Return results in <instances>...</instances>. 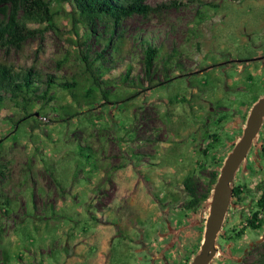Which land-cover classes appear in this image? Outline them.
I'll list each match as a JSON object with an SVG mask.
<instances>
[{
  "label": "rangeland",
  "instance_id": "374dc122",
  "mask_svg": "<svg viewBox=\"0 0 264 264\" xmlns=\"http://www.w3.org/2000/svg\"><path fill=\"white\" fill-rule=\"evenodd\" d=\"M146 2L163 5L160 15L126 18L101 60L93 61L103 48L100 38L109 36L102 24L82 48L109 82L102 86L107 104L95 90L93 110L58 122L77 106L55 84L46 100L31 103V117L12 134L20 111L10 102L3 107L0 264H152L145 246L165 249L168 264H190L200 254L209 202L196 211L183 209V183L191 177L200 188L212 172L220 173L242 136L248 109L264 97V0ZM53 9L59 11L56 29L31 26L40 29L35 38L19 50L0 51V62L32 68L44 81L76 82L73 93L82 103L89 74L70 9L57 3ZM147 45L157 50L148 74ZM164 75L170 80L162 83ZM44 90L41 84L38 93ZM261 132L263 147L252 146L235 174L232 186H242L243 194L230 204L212 264H264V211L259 229L233 236L264 192V121ZM3 202L9 214H3ZM158 206L178 229L176 250L163 246L167 240L160 234L168 228ZM229 236L234 238L227 241Z\"/></svg>",
  "mask_w": 264,
  "mask_h": 264
},
{
  "label": "trees",
  "instance_id": "16d2710c",
  "mask_svg": "<svg viewBox=\"0 0 264 264\" xmlns=\"http://www.w3.org/2000/svg\"><path fill=\"white\" fill-rule=\"evenodd\" d=\"M67 4L70 11L67 13L73 35L76 37V46L81 49V59L84 64L85 70L88 72L89 77L87 80V87L84 89L83 102L81 103L73 93L77 88L76 82H59L55 83L53 76H47L44 81L42 75L32 68L17 70L13 66L0 62V113L3 107L10 102L20 111V117L13 122L14 128L10 133L12 134L15 128L22 122H25L31 117L28 108L34 100H46L47 92L53 85H57L64 91L69 92L75 105V110H67L61 116L58 122H66L70 119L85 113L84 108L93 110L92 106L95 103L92 93L97 90L102 100V106L108 103V91L103 89V85L109 82L102 79V73L93 70L92 61L88 62L87 53L83 54L82 48L87 47V41L95 35L96 24H102L103 29L109 32L107 38H100L99 42L103 44L101 52L96 56L93 61L98 62L103 58L102 54L109 48L114 46V36L122 22L133 15H139L143 18L158 17L162 12L163 5L152 6L146 0H0V51H8L10 48L21 49L27 40L35 38L40 32V29H33V25H45L47 27L56 29L54 22L55 16L59 11L53 9V4ZM200 11L199 18L204 16ZM204 21V19L200 20ZM80 27L83 33L79 34ZM121 37L118 35L117 39ZM86 48V49H87ZM143 65L146 69V74L149 73L152 67L153 60L157 54V50L151 45H147L143 49ZM212 66V65H211ZM209 66V67H211ZM208 67V68H209ZM130 69L126 71L125 79L129 78ZM169 76L164 75V80H170ZM159 83V84H162ZM41 84L45 85V90L39 94ZM130 83L127 82L126 85ZM152 83H148V88H152ZM156 86V85H155ZM52 97H48L51 99ZM37 124V120L33 119ZM212 138L216 139V136ZM219 176L218 171L210 174L209 182L206 186L198 188L197 184L191 177H187L183 183V189L186 194L187 201L183 203V209L187 211H196L198 207H205L211 199L213 189L217 183ZM201 189V191H200ZM243 194L242 186H232V197L230 204L238 200L240 195ZM179 199H175L174 203ZM3 214L10 213L9 203L3 202L1 204ZM256 209L250 213V218H246V224L238 231H233L234 237L239 238L244 235V232L249 228L257 230L262 226L261 213L264 211V192L257 202ZM223 230V229H222ZM222 232V233H221ZM218 234L219 238H223L224 231ZM229 236L227 241L232 240L234 237ZM5 261L7 259L5 258Z\"/></svg>",
  "mask_w": 264,
  "mask_h": 264
},
{
  "label": "water",
  "instance_id": "95a60500",
  "mask_svg": "<svg viewBox=\"0 0 264 264\" xmlns=\"http://www.w3.org/2000/svg\"><path fill=\"white\" fill-rule=\"evenodd\" d=\"M264 119V97L252 106L246 119L240 140L227 155L209 201L208 217L205 222L204 238L200 254L190 264H210L217 255L215 242L230 207L232 183L239 167L246 160L253 141L259 134Z\"/></svg>",
  "mask_w": 264,
  "mask_h": 264
},
{
  "label": "flooded vegetation",
  "instance_id": "af4514ba",
  "mask_svg": "<svg viewBox=\"0 0 264 264\" xmlns=\"http://www.w3.org/2000/svg\"><path fill=\"white\" fill-rule=\"evenodd\" d=\"M260 98H258L256 101H255V103L259 100ZM250 108H252V107H250ZM251 110V109H250ZM249 109H248V111H250ZM248 115V114H247ZM247 115H246V117H247ZM263 121H264V119H263ZM262 128H263V123H262V126H261V129H260V131H259V134L261 135L262 134ZM258 134V135H259ZM257 135V136H258ZM256 139V141H257V143L259 142V140H258V138L256 137L255 138ZM252 146L253 147H257V148H259V146H261V147H263V144L261 143V142H259L258 144H256L255 143V140L253 141V144H252ZM251 146V147H252ZM251 149V148H250ZM260 149V148H259ZM161 212H162V210H160V208H159V206H158V214L160 215V218H163L164 219V223L166 224V226H167V228H168V232L167 233H165V234H160L162 237H165L166 238V242L167 243H165L163 246L165 247V248H168L169 250L170 249H172V247H173V250H176V246H177V244H178V229H177V227H173V229H172V227H171V222H170V220L166 217V212H163L162 214H161ZM175 213V210H173V214ZM170 240H171V242H172V244L170 243ZM144 250H145V253L152 259V264H154L155 262L153 261L154 260V258H157V260H155V261H160L161 262V264H168V262H169V259H168V256L166 255V253L164 252V250L165 249H163V248H160L158 251H156V252H152V251H150V249L147 247V246H145L144 247ZM216 257V256H215ZM215 257L213 258V260L215 259ZM213 260L210 262V264H212V262H213Z\"/></svg>",
  "mask_w": 264,
  "mask_h": 264
}]
</instances>
